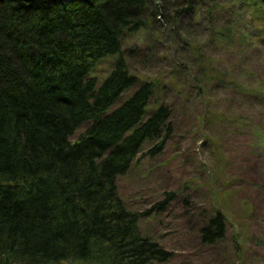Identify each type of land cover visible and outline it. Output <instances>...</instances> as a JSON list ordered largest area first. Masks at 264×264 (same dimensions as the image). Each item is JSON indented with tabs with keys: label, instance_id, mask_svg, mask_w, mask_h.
Returning a JSON list of instances; mask_svg holds the SVG:
<instances>
[{
	"label": "trees",
	"instance_id": "trees-1",
	"mask_svg": "<svg viewBox=\"0 0 264 264\" xmlns=\"http://www.w3.org/2000/svg\"><path fill=\"white\" fill-rule=\"evenodd\" d=\"M157 12L155 0H0V264L172 259L118 188L147 141L158 154L173 134L169 104L150 107L157 80L123 55ZM207 223L205 244L225 237L221 211Z\"/></svg>",
	"mask_w": 264,
	"mask_h": 264
},
{
	"label": "rangeland",
	"instance_id": "rangeland-1",
	"mask_svg": "<svg viewBox=\"0 0 264 264\" xmlns=\"http://www.w3.org/2000/svg\"><path fill=\"white\" fill-rule=\"evenodd\" d=\"M155 3L147 26L123 38V55L131 72L157 80L150 107L169 104L173 134L158 154L157 141L144 144L119 192L142 233L173 252L154 264H264V0ZM116 57L92 75L103 80ZM218 210L226 234L207 245L201 228Z\"/></svg>",
	"mask_w": 264,
	"mask_h": 264
}]
</instances>
